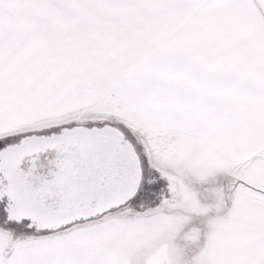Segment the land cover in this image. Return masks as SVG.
I'll return each instance as SVG.
<instances>
[{
  "label": "snow or ice",
  "instance_id": "snow-or-ice-1",
  "mask_svg": "<svg viewBox=\"0 0 264 264\" xmlns=\"http://www.w3.org/2000/svg\"><path fill=\"white\" fill-rule=\"evenodd\" d=\"M0 264H264V0H0Z\"/></svg>",
  "mask_w": 264,
  "mask_h": 264
}]
</instances>
